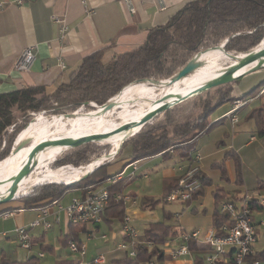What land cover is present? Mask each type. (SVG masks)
I'll use <instances>...</instances> for the list:
<instances>
[{
  "label": "trees",
  "instance_id": "obj_1",
  "mask_svg": "<svg viewBox=\"0 0 264 264\" xmlns=\"http://www.w3.org/2000/svg\"><path fill=\"white\" fill-rule=\"evenodd\" d=\"M263 37L264 0H190L165 26H158L149 30L146 40L139 47L116 54L108 61L102 60L103 50L87 55L82 59L80 65L70 73L67 80L57 85L52 92H48L44 86H23L19 89L0 93V164L8 161L14 137L22 130L21 125L17 123L18 117L16 113L20 114L22 122H24L30 113L39 111H53V113L71 112L81 105L91 107L87 105L88 102L100 106L110 98L119 95L125 89L140 83L133 82L126 85L133 79L167 80L168 77L175 74L176 70L181 69L190 60V56H193L194 53L201 50L200 48L204 46L218 43L220 45L227 40L225 50L231 54L241 55L254 48L260 40L262 41ZM219 53L228 58L225 52L220 49ZM142 82L150 83L149 81ZM262 85H264V81L242 94L240 98L245 101L253 97H255L254 100L259 99L264 95V90L260 92ZM226 93L228 94V92H225L197 102L191 109L192 114L189 113L187 116H183L180 121L177 119L174 122V120L168 118L165 124L151 126H146L147 124H145L140 130L126 137L120 136L115 147L109 143L100 144L109 146V149L90 162L84 158L89 144L78 146L67 156L68 158L64 157L57 160L60 155L66 153L69 149L63 151L52 159L51 163L57 160L55 162L62 164L63 167L61 168L72 169H77L78 167L66 163L76 166L86 162H89L87 164L94 163V169H91V174L89 173L80 180L78 179L85 174L75 175L70 181H65L64 179L41 182L48 184L42 185L41 188L36 189L29 196L26 195L28 192L24 194L26 197L22 198L24 203V205L21 204L22 207L1 210L0 215L9 210L18 212L26 208L40 211L45 208H51L59 204L67 191L80 190L84 193L107 182L109 201L102 213V223L109 228L114 222L122 224L123 217L127 213L126 206L122 201L114 200V196L117 193H124V189L135 177L122 178L115 183H111V180L119 176L131 162L140 163L154 157H161L165 160L173 158L176 164L183 161L189 164L193 154L198 152L196 146L202 134L210 130L220 120H223H208L211 113L217 106L226 102L233 104L237 100V98L233 99L231 97L230 92L228 96ZM249 103H244L235 111L238 112ZM249 117L255 118L259 133H264V104L253 108ZM167 122L173 123L171 129L168 128ZM127 144L130 146L131 152L129 156L123 157L122 149ZM232 156L236 158L234 159L236 184L240 185L242 181L239 172V159L236 155ZM118 163H120L119 166L117 165ZM196 176H198L201 185L192 194L191 198L184 202L187 206L202 196L203 188L211 183V180L201 170ZM224 177L225 169L222 168L221 178ZM178 180L179 177L176 179H163V195L159 199L146 196L143 202L144 207L152 209L158 202L167 203L166 197L171 190L177 187ZM41 183H35L31 187ZM52 183L64 184V186H55ZM213 193L212 228L215 229L216 236H221L224 234L221 231V227L223 225L230 226L233 220L228 213H221L218 210L219 204L223 200L228 199L224 190L216 188ZM20 196L23 195H17L12 199ZM251 209L252 211L261 210V207L251 202ZM86 226V224L74 225L68 223L66 233L62 239V245L68 246L67 244L70 241L76 242L77 245L81 244L82 241L79 239V235L86 232ZM96 230H99V225H96ZM177 233L169 224H164L160 221L149 223L143 229L147 245H137L135 247V257H127L123 252L120 257L107 259L103 264H107V262L115 264H150L153 260H170L171 256L164 253V246L168 241L174 239ZM34 245L35 242L31 238V246ZM40 248L44 251L50 250L47 245H40ZM187 248L194 253L193 264H205L204 256L202 257L201 254L204 253L206 256L211 253L208 246L194 240L187 242ZM232 257V251H227L224 257L216 260V264H234ZM247 261L264 264V246L261 250L250 254L247 257ZM0 264H39V258L32 255L25 261H11L2 256ZM55 264H79V260L66 258L56 261Z\"/></svg>",
  "mask_w": 264,
  "mask_h": 264
},
{
  "label": "rangeland",
  "instance_id": "obj_2",
  "mask_svg": "<svg viewBox=\"0 0 264 264\" xmlns=\"http://www.w3.org/2000/svg\"><path fill=\"white\" fill-rule=\"evenodd\" d=\"M218 44H211L200 49L206 50V48L213 47ZM261 44L258 46L263 47L264 45ZM201 61L203 62L202 66H199L189 75L177 81L170 87H163L162 85H156L147 82L134 84L132 87L125 89L119 95L112 98L110 103H114V106L106 112H104L105 110L101 107L94 109L81 105L74 111L73 115H65L63 116V119L54 117L53 115L65 114L69 112L53 113V111H39L30 113L24 122H22L23 120L20 117V114L16 113V116L18 117L17 123L21 125L22 130L18 132L19 134H16V136L18 135L17 137H14V139L16 138V140L20 138L18 142L15 140V144H17L16 146H19L20 144L24 145L19 151L15 150L16 146L13 148V150L12 145L10 152L21 159L27 156L30 148L39 141L44 140V143L37 152H40L44 148L51 145L53 142L59 140L61 137L72 135V133L80 130V128L83 129V134H86L92 130L100 129L103 125L106 126V128L119 125L122 120H126L125 122H123V124L129 123L130 121L145 114L147 110L155 108L156 100L159 97L163 96V94H165L168 90L173 89L174 87H186L187 85H189V83H198L203 80L204 77L206 79L207 75L217 74L218 76L223 72L226 65L232 63V60L230 58H226L221 53H219V51L203 53L201 55ZM251 66L252 65H248L249 68ZM248 67L246 66V68H242L240 73L244 72L246 69L248 70ZM136 80L137 79H133L126 85L133 83ZM263 81L264 67L252 71L247 75L245 74L240 78H237L236 81L220 85L219 87L217 86L211 88L201 95H196L186 101L181 102L174 107H171V109L166 110L167 112L163 111L159 113L149 122H147L146 126L165 124V121H167L168 118L174 120V122L177 119L180 121L183 116H187L189 113L192 114L191 109L193 105H195L197 102H200L201 100L215 97L225 92H228V94L226 93L228 96L229 92L231 94L234 85H236L237 89L242 91L244 94ZM262 90H264V85H262L260 92ZM234 98L235 97H233V99ZM261 104H264V95H262L259 99L254 100V102H250L248 105L243 106L238 112H236L238 122L235 123L233 127H231L229 119L225 117L226 111H230V107L228 108V106H225L223 104L215 108V110L211 113L209 120H223H220V122L213 125V127L207 132L203 133L199 139V145L203 159H201V161L198 163V167L200 168L202 173L211 180L210 185H206L203 188L202 197L198 199V201H202V204L197 205L198 201H196V206L193 207L192 205L187 206L186 204L179 201L167 203L158 202V204L151 210H143L142 212L144 214L141 219H138L136 221L134 220L133 222L131 221L132 226H134V229H136V231L139 233V237L143 236L142 233L144 227H146L149 223L157 221L171 225L176 232H179L180 230L188 232L192 229H197L200 235H203L207 230L206 228L210 227L207 226L208 224H210L207 212H213V192L216 188H222L226 193V197H228V199H233L238 209L241 207L242 198L245 195L264 196V133H259V128L254 117L248 118L251 110H253V108H255L256 106H261ZM167 124L169 126L168 128L171 129L173 123L167 122ZM128 135L123 136L126 137ZM120 136L122 135H114L112 138H115L113 140L110 139L109 141H89L87 143L80 144L79 147L85 144H89L88 151L86 152L84 158L88 159L90 162L103 153L107 152V150L109 149V146L100 144L109 143L115 147ZM27 141L28 143L26 144ZM75 148L76 147L69 149L68 151H66V153L60 155L57 160L59 158H66L73 152ZM122 150L123 157H127L130 155L131 149L128 144L125 145ZM232 155H236V157H238L239 159V172L241 174L240 177L242 181V184H240L241 186L236 184V165L234 161V159L236 158H234ZM170 159L171 160H165L161 157H154L139 163V168L134 175L135 178L127 185L126 189H124L125 194H135L137 201L134 205H141V202L146 196L153 197L154 199H159L163 195V178L165 176L163 170L165 169V166L167 164L177 167L175 166V160L173 158ZM51 161L52 159H46L38 165L33 166L32 172L27 177L24 176V173L22 175H19L20 177L17 176L10 182H7V179L5 177L0 178V193L7 192V194L3 196V198L0 197V200L5 201L14 198L17 195H20V192L23 190V188H25V186L31 185L30 180H35V178H37V180L39 181L38 183L44 182L46 180L59 181L58 179H55L54 174L59 173L58 171L65 168H61L63 167L62 164H58L55 161L51 163ZM89 162L79 164V166L71 163L66 164H70L74 167H80L85 166V164ZM117 165L119 166L120 163H118ZM51 168L58 170H52ZM222 168L225 169L224 178H221ZM66 170L68 169L66 168ZM129 170V168H126V173H128ZM68 176L69 175L61 178L60 180L65 179V181H70L75 175H70L69 177ZM174 176L175 177L172 179H176L178 177V173L176 172ZM20 178H22V182L18 186L11 188V184L15 182V180H19ZM44 184L48 183H41L30 187L31 189H29L26 195H31L33 191L41 188V186ZM52 184L55 186H64V184ZM107 184L108 183L105 182L97 188H105ZM26 195L20 196L5 203H1L0 209L3 208L2 210H4L7 208L12 209V207H22V205H24L22 198L26 197ZM81 195L82 192L80 190H70L67 191V193L62 197L58 204L61 209L59 213H57V216L59 217L58 219H60L62 231L61 234H59L58 226L54 227V229L48 232L50 233V239H52L53 236L58 237L60 240L64 238L66 232L64 210L72 203L75 198H79ZM127 206H131V204H127ZM192 207L194 208V210H192ZM53 209L57 210L58 206L54 205ZM252 218L255 222L262 221L264 223V209L254 211L252 213ZM13 220L14 216L4 220L2 219V215H0V229H3V227H6L8 225H12L14 223ZM112 227V229H109L102 223L99 225V230H96V225L87 224L86 231L93 232L92 236L89 237H87L85 233L80 234L81 241L86 248L85 257L80 256L79 253H72L69 250L68 246H63L58 240H50L49 242L53 244V250L52 252L46 250L44 253L45 258L39 259V264H43L46 260L53 259L56 256H60L63 259L68 258L71 260L88 261L91 257H95L99 253V249L103 250L105 244L112 243V241L114 240L112 238L113 233H115V238L117 240H123L122 232L118 227V222H114ZM257 229L258 236L256 238H258V240L256 246L260 249L264 245V224H258ZM31 230L32 232H34L33 236L38 237L44 229L42 227H38ZM101 234H104V237H101ZM177 240L178 238H175L172 243L177 245L179 243V241ZM38 252H40L39 247H34L31 251L22 248L20 246L17 235L15 234V231L8 232L6 236L0 237V259L2 256H5V258L11 261H25L27 257L30 256V254L37 255ZM115 255L121 256L120 253H116ZM201 256H204L205 258L204 253H202ZM107 264L115 263L107 262ZM152 264H165V261L154 260Z\"/></svg>",
  "mask_w": 264,
  "mask_h": 264
},
{
  "label": "crops",
  "instance_id": "obj_3",
  "mask_svg": "<svg viewBox=\"0 0 264 264\" xmlns=\"http://www.w3.org/2000/svg\"><path fill=\"white\" fill-rule=\"evenodd\" d=\"M189 1L168 0L165 8L159 9L155 0H132L135 11L130 14L123 0H0L3 3V7L0 8V93L23 86H44L48 92H52L57 85L67 80L70 73L80 65L82 59L87 55L103 50L102 60L108 61L116 54L139 47L146 40L149 30L165 26ZM52 17H57L59 22H53ZM61 26L65 27V31L62 32ZM28 47H33L35 56L29 70L27 72L15 70L14 66L21 52ZM61 63L63 67L60 65ZM233 87L231 97H240L243 92L237 89L236 85ZM224 105L231 109L230 102H226ZM199 144L200 140L196 147L201 154ZM201 159H203L202 154ZM163 172L165 175L163 179H172L175 177L176 167L167 164ZM133 195L135 197V194ZM201 197H198L190 205L195 207L196 201ZM143 202L144 200L139 206L131 205L126 208L132 222L143 217V210H151L149 207H144ZM198 204L201 205L202 201H198ZM38 212L26 208L18 213L15 212L12 215L14 223L0 229V237L2 233L11 232L17 226H28L37 217ZM49 213L51 215L48 219L53 221L59 211L51 207ZM207 216L210 222L207 226L212 227V212H207ZM259 222L254 221L255 224ZM67 224L68 220L65 216L66 230ZM56 226L61 234L60 219L58 223L53 222L50 230ZM112 226L107 228L112 229ZM118 227L120 230L121 224L118 223ZM50 230H43L38 237L33 236L32 230L29 231L35 242L30 251L34 247H39L40 252L35 255L39 259L45 258V251L40 248V245L49 246V251L52 252L53 244L49 242L50 240H58L62 244V240L56 236L50 239V233H48ZM88 233L89 231L85 232L87 237H89ZM115 236L113 233L112 243L105 244L103 250L99 249L98 254H104L106 261L120 257L115 255L116 253H120V255L123 253L116 248L120 241ZM137 238L139 242H145L144 235L139 237L138 233ZM79 239L81 240L80 235ZM172 241L166 243L165 250L174 251L178 248V244L175 245ZM255 249L260 250L256 244ZM41 253L43 256L40 258L38 255ZM30 256L32 255L30 254ZM193 257L194 253L189 251L188 255L170 259L165 261V264H193ZM92 258L94 257L89 260ZM62 259L60 256H56L46 260L43 264H55L56 261Z\"/></svg>",
  "mask_w": 264,
  "mask_h": 264
},
{
  "label": "built area",
  "instance_id": "obj_4",
  "mask_svg": "<svg viewBox=\"0 0 264 264\" xmlns=\"http://www.w3.org/2000/svg\"><path fill=\"white\" fill-rule=\"evenodd\" d=\"M124 4L130 14L134 13V7L132 5V0H123ZM168 0H155L157 2L159 9H164L165 4ZM21 3V2H18ZM3 7V3L0 2V8ZM53 22H59L57 17L51 18ZM62 32L65 31V27L61 26ZM34 49L33 47L25 48L18 60L15 63L14 69L17 71L27 72L30 68V65L34 59ZM63 67V64H60ZM263 91V90H262ZM261 91V92H262ZM255 98H250L248 101L241 99L240 97L234 101L231 106L230 111L226 112L225 117L229 119L231 127L238 122V117L236 114V109L242 106L244 103L253 101ZM172 153V151H171ZM201 154L195 152L193 154L192 160L189 164H186L184 161L182 163L176 164V172L178 173V184L175 189L166 197V202H181L189 200L192 194L199 189L201 183L198 179L197 173L200 171L198 163L201 161ZM130 170L126 173V169L117 177L111 180V183L122 178H132L139 168V162H131L127 167ZM114 200L122 201L125 204L134 205L136 203L135 197L131 194L117 193L114 196ZM109 201V192L107 186L95 189H89L82 193L79 198H75L72 203L65 208V216L67 217L68 223L77 225V224H92L99 225L102 223V213L107 206ZM251 202L256 203L261 209H264V196H249L245 195L242 198V205L238 209L234 203V200L227 199L223 200L219 206L218 210L221 213H228L229 217L233 220V223L228 225H223L221 231L224 233L221 236H216V231L212 227L208 228L203 235H200L197 229L191 231H182L180 230L175 238H178V248L176 250H165L164 253L171 256L172 259H177L181 255H188L189 250L187 248V242L189 240H194L198 243L206 245L210 248L211 253L206 255L204 258L205 264H216V260L220 257H224L227 251H232V258L234 264H257L253 262H248L247 257L250 254L258 251L255 249V244L257 243L258 224H264L260 221L258 224L254 223L252 218ZM58 206V211L61 207ZM257 211V210H256ZM14 211H7L2 214V218L6 219L14 215ZM51 214L49 209L45 208L38 212L37 217L28 224V226H17L13 231L17 235L20 246L26 250L31 249V236L29 231L34 228L42 227L45 231H48L52 228L53 222L58 223L59 217L54 216L53 221H50L48 218ZM122 239L117 243L116 248L124 252V255L127 257H135V247L137 245L146 244L145 242L141 243L138 241V233L134 226L131 223V216L129 213H126L123 217L121 224ZM92 232L88 233L89 236H92ZM7 233H2V236H6ZM101 237H104V234H101ZM174 238V239H175ZM172 239V240H174ZM69 250L72 253H79L80 256H85L86 248L83 243L77 245L76 242L70 241L68 244ZM147 245V244H146ZM166 245V244H165ZM148 246H150L148 244ZM262 249V248H261ZM260 249V250H261ZM40 258L43 254L38 255ZM106 261L104 254H97L94 258L89 261L79 260V264H103Z\"/></svg>",
  "mask_w": 264,
  "mask_h": 264
},
{
  "label": "water",
  "instance_id": "obj_5",
  "mask_svg": "<svg viewBox=\"0 0 264 264\" xmlns=\"http://www.w3.org/2000/svg\"><path fill=\"white\" fill-rule=\"evenodd\" d=\"M226 42H227V40L224 41L220 45L209 47V48H213V49L222 50L223 52H225V54L228 56V58H230L232 60V63L226 65L225 69L223 70V72L218 77L211 79L210 81L205 82V83L201 84L200 86H197L196 88H193L192 90H190L186 94L179 96L177 98V100H171V99H173V96L176 97L177 94H172V95L163 94V96L159 97L156 100V104H158V106H156L155 109L148 111L139 120L131 121L127 124H122L121 126H118L117 130H115V131L128 130L130 128L131 129L137 128L138 130H140L142 126H144L147 122H149L151 119H153L159 113L166 111V110L170 109L171 107H173V106H175V105H177L183 101H186V100H188V99H190L196 95H199L203 92H206L211 88H214V87H217V86H220L223 84H227V83H230L232 81H236L237 78H240L241 76H243L245 74L247 75L248 73H250L252 71H255L257 69L264 67V62H262L264 59V46L258 47V45L261 44V40L254 48L250 49L249 51L242 53L241 55L228 53L225 50ZM209 48H206V50L201 49V50L197 51L196 53H194V55L190 58V60H188V62L181 69H179L175 74L170 76L167 80L140 79V80H136L135 82L149 81L152 84L162 85L163 87H170L173 84H175L177 81H179V80L183 79L184 77H186L187 75H189L191 72H193L199 66H202L203 62L201 61V55L203 53H206ZM252 63H256V64H254V66H252L250 69H248V70L246 69L244 72H241V73H239L233 77L230 76L234 71L241 69V68H244V67H246V65L248 66L249 64H252ZM111 99L112 98H110L104 104H102L100 106H97L95 104L93 105L90 103H87V105H89L93 108L101 107L102 109L105 110L104 112H106L114 106V103H110ZM73 114H74V111L69 112V113H65L64 115H73ZM103 135L104 134H93V135H89V136H84L81 138H77L74 142H70L68 145L70 146V149H71V148L79 146L80 144L87 143L89 141L95 142V140L103 137ZM15 140H16V138L13 140L14 142H13L12 149L17 145V144H15V142H16ZM58 141H63V140H58ZM27 143H28V141L26 142V144ZM43 143H44V140L39 141V142L35 143L30 148L29 153H28L27 166H25L26 171H25L24 176L27 177L32 172L31 166H32V160H33L34 154L38 151V149L42 146ZM23 145L24 144H20L19 146H16L15 150L19 151ZM91 172H92V170L90 172H87L82 177H86L89 173L91 174ZM82 177H80L78 180H80ZM22 178H20L19 180H15V182H13L11 184L12 185L11 188L18 186L22 182ZM67 185H69V184H67ZM11 188H9V189H11ZM11 200H13V199H9L6 201L0 200V204L11 201Z\"/></svg>",
  "mask_w": 264,
  "mask_h": 264
},
{
  "label": "bare ground",
  "instance_id": "obj_6",
  "mask_svg": "<svg viewBox=\"0 0 264 264\" xmlns=\"http://www.w3.org/2000/svg\"><path fill=\"white\" fill-rule=\"evenodd\" d=\"M261 45H264V39H263ZM211 51H219V49H208L207 50V52H211ZM262 62H264V59H263ZM254 64H256V63H252V64H249V65L254 66ZM241 70H242V68L234 71L230 76L233 77V76L239 74ZM218 76H217V74L216 75H207V78H206L207 80L204 77V79L201 80L198 83H189V85H187L186 87H174L173 89L168 90L165 94H167V95L177 94L176 97L173 96V99H171V100H177V98L179 96H182V95L186 94L187 92H189L193 88H196L197 86H200L201 84H203L205 82H208L211 79H214V78H216ZM156 106H158V104H156L155 107ZM152 109H155V108H152ZM152 109L147 110L145 112V114L148 111L152 110ZM145 114H143L142 116H139L138 118H136V119H134L132 121L139 120ZM53 116L63 119V116H65V115H53ZM125 121L126 120H122L119 125H115V126H112V127H109V128H106V126L103 125L100 129L92 130V131H90V132H88L86 134H83L84 131H83L82 128H80L81 131L77 130L76 132L72 133V135H69L67 137H61L59 140H63V141H58L57 140V141L53 142L51 145H49L48 147H46L43 150H41L40 152L35 153L34 157H33V160H32V166L31 167L33 168V166L38 165L39 163H41L42 161H44L46 159H54L55 157L60 155L63 151H65L67 149H70V146L68 144L70 142H74L77 138H81V137L89 136V135H93V134H104L103 137L98 138L95 141H98V140L99 141H104V140L109 141L110 139L113 140L115 138V137L112 138L114 135L115 136L118 135V134H120V135H128L129 134L130 135V133H134L135 131L138 130L137 128H132V129L130 128L128 130L115 131V130H117L118 126H121L123 124V122H125ZM125 124H127V123H125ZM19 139L20 138H18L16 141L18 142ZM27 160H28V155L20 159V158L16 157L11 152L10 155H9L8 161L6 163L0 164V178H4L5 177L7 179V182H10L11 180L15 179L17 176L20 177L19 175L24 174L25 171H26V167L25 166H27ZM93 166H94V163H90V164L85 165V166H80L77 169L67 168L68 170H66V168H65L63 170L58 171L59 173L54 174V177H55V179L60 180L61 178L66 177L67 175H69V176L70 175L79 176V175H82V174H86L87 172H90L91 169L93 168ZM38 182L39 181L37 180V178H35V180H30L31 185L25 186V188H23V190L20 192L21 193L20 195L26 194L29 191L30 187L33 184L38 183ZM6 194H7V192L0 193V195H1L0 197L3 198V196H5Z\"/></svg>",
  "mask_w": 264,
  "mask_h": 264
}]
</instances>
